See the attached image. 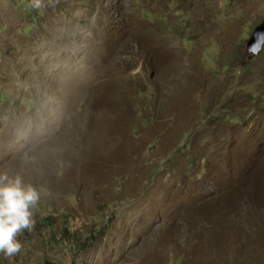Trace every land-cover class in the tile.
<instances>
[{"label":"rangeland","instance_id":"1","mask_svg":"<svg viewBox=\"0 0 264 264\" xmlns=\"http://www.w3.org/2000/svg\"><path fill=\"white\" fill-rule=\"evenodd\" d=\"M263 18L264 0H0V169L40 193L0 261L264 264Z\"/></svg>","mask_w":264,"mask_h":264},{"label":"clouds","instance_id":"2","mask_svg":"<svg viewBox=\"0 0 264 264\" xmlns=\"http://www.w3.org/2000/svg\"><path fill=\"white\" fill-rule=\"evenodd\" d=\"M264 46V32L257 33L248 52L256 55ZM40 200L37 188L23 180L21 175H9L0 169V252L10 257L19 252L22 245L16 238L22 230H31L33 209Z\"/></svg>","mask_w":264,"mask_h":264},{"label":"water","instance_id":"3","mask_svg":"<svg viewBox=\"0 0 264 264\" xmlns=\"http://www.w3.org/2000/svg\"><path fill=\"white\" fill-rule=\"evenodd\" d=\"M261 32H264V18L261 20V22L259 24H257L254 27L250 37L248 38V41L246 42V51L247 52H248L249 45H251L254 42V40L256 39V34L261 33Z\"/></svg>","mask_w":264,"mask_h":264},{"label":"trees","instance_id":"4","mask_svg":"<svg viewBox=\"0 0 264 264\" xmlns=\"http://www.w3.org/2000/svg\"><path fill=\"white\" fill-rule=\"evenodd\" d=\"M222 114H224V113H222ZM218 116H219V115H218ZM226 117H228V116H226ZM226 117H225V119L228 120V118H226ZM232 117H236V119L239 120V118H237V113H235L234 115H232ZM229 119H233V118H229ZM0 264H6V263L3 262V261H0Z\"/></svg>","mask_w":264,"mask_h":264}]
</instances>
